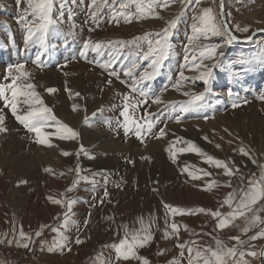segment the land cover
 Instances as JSON below:
<instances>
[{
	"label": "rangeland",
	"instance_id": "rangeland-1",
	"mask_svg": "<svg viewBox=\"0 0 264 264\" xmlns=\"http://www.w3.org/2000/svg\"><path fill=\"white\" fill-rule=\"evenodd\" d=\"M212 1L176 2L163 10L154 5L153 12L163 17L156 19L140 18L138 10L142 7L149 15L148 5L153 0H104L98 10L92 0H64L63 8L62 0H55L53 18L57 23L42 47L35 38V42L27 40V29L20 20L26 0L20 5L16 0H0V84L12 83L9 66L24 64L23 71L29 76L21 77L17 84H34V91L56 118L79 134L77 139L61 140L58 125L49 121L44 131L53 146L39 144L35 133L21 125L0 100V114L6 117L7 128L0 133V239L5 240L0 243V264H141L136 259L117 260L111 247L134 231L133 226L141 235L146 231L153 236L145 247L136 249L150 264H188V248H215L216 240L238 251L258 253L264 239L253 241L249 237L264 224L257 222L245 235L242 229L249 226L248 219L237 218L229 227L219 229L218 219L199 212L201 208L224 215L232 212L224 200L230 193L238 198L248 180L259 177L258 165L264 164V34L251 41V48L241 47L251 42L229 45L226 34L211 32L207 36L198 32L189 43L193 25L200 26L196 18L202 15V9L211 8L214 23L222 25L217 21L218 0L214 4ZM223 5L226 22L237 38L264 30V0H223ZM128 17L130 23L125 22ZM173 19L177 24L168 34L167 58L161 60L155 54L144 59L148 40L155 47L154 41L159 38L156 33L162 35ZM145 35L147 40L131 43ZM212 48L216 57L210 60L207 53ZM153 59L159 67L151 64ZM104 64L110 67H102ZM133 64L136 67L131 75H125ZM201 64L216 65L209 84L198 78L205 70L197 67ZM145 72L154 74L151 79H143ZM49 88L57 91L50 94ZM141 90L147 93V103L134 108L135 101L144 99ZM77 92L80 96L75 95ZM7 94L11 96L10 91ZM200 94L202 100L193 99ZM125 96L131 99L126 102ZM156 96L162 103H153ZM20 99L18 112L23 114L28 106L22 103L23 97ZM125 103L130 117L127 134L121 115ZM233 103L240 106L233 108ZM73 105H78L76 111ZM150 122L154 126L149 132ZM139 126L143 142L136 135ZM161 129L166 135L157 139ZM186 142L206 155L188 150L191 145ZM241 148L257 163L242 155ZM65 151L71 155L64 156ZM207 156L239 171L231 177L224 175L222 168L206 162ZM46 168L52 172H45ZM189 173L200 179H193ZM76 180L79 183L73 187ZM209 185L211 190H207ZM50 196L63 203L53 204ZM165 204L185 214L173 216ZM262 208L264 202L254 211L264 220ZM132 218L134 225L128 224ZM173 222L178 225V234L172 232ZM53 228L67 237L70 252L67 248L48 251L61 240ZM21 230L32 240H23ZM165 232L170 234L168 238ZM233 237L245 243L238 244ZM77 238L84 242L76 244ZM24 242L29 248L18 246ZM178 244L186 246L183 256ZM244 259L259 264L258 256L246 255Z\"/></svg>",
	"mask_w": 264,
	"mask_h": 264
},
{
	"label": "snow or ice",
	"instance_id": "snow-or-ice-1",
	"mask_svg": "<svg viewBox=\"0 0 264 264\" xmlns=\"http://www.w3.org/2000/svg\"><path fill=\"white\" fill-rule=\"evenodd\" d=\"M104 0H92L93 7H96L98 10V6L100 3H103ZM179 2L182 5H186L192 2V0H153V3H150L148 5L149 15H145L144 10L142 7H140L138 10L141 12L140 18H156V19H163V17L159 16L158 13L153 12V6L161 8L162 10L171 6V3ZM17 5H20L21 0H16ZM196 3L199 4L200 0H196ZM27 7L22 13L20 20L24 23L25 28L27 29V40L29 42H35L39 41L40 45L43 47L45 42V37L47 36L49 30L51 27L56 25L57 21L53 18V11L55 7V0H26ZM64 6V0L61 2V8ZM31 16V21L28 20V17ZM93 18L96 16V12L92 13ZM196 19L200 20V26L198 27L196 24L193 25V37L189 38V43H192L193 39L196 38L195 34L200 32L204 33L205 36H207L208 32H211L212 35H221L226 34L227 35V42L231 43L232 40L236 39L235 36H232L230 33H228L227 28L223 25L218 26L216 23H214L215 17L212 15V9L206 8L202 9V15L197 17ZM130 23L131 18H126V21ZM177 20L173 19L172 21L168 22V26L164 28L163 34L156 33V36L159 37L155 39L154 44L155 47H153V41L148 40L149 49L148 53L144 55V59H149L150 55L159 54L160 59H166L167 58V52L170 48V45L168 44V34L170 29H173L176 27ZM242 31L247 32V28L241 29ZM151 35V34H148ZM148 35H145L143 37H136L131 43H135L137 40H147ZM35 38V41L34 39ZM91 43V42H90ZM118 43H124L123 41H120ZM88 45H85V48H87ZM94 47L96 49L100 48V44H95ZM81 55H84L82 52ZM205 53L201 52V56H204ZM216 57V49L212 48L207 53L208 59H215ZM187 59V57H186ZM195 59V58H194ZM40 58L37 57V63L39 62ZM152 65H156L159 67V63L156 59H153L151 61ZM104 68L110 67V64H104L101 65ZM205 69L204 71H201L200 76L198 77L201 79L205 84H209L211 81V78L213 76V68L216 66L215 64L209 66V65H198L197 67H201ZM136 65L133 64L132 67L128 68L125 72V75H131L132 68H135ZM25 68V65L22 63H17L15 65H11L8 67L7 72L8 75L11 77L12 83L11 84H0V100H3L4 107L10 108L12 115L15 117V119L23 125L29 132L35 133V136L37 138L36 142L42 145H46L48 147H52L53 145L49 143L48 141V134L45 133V129L49 127V121H55L56 125H58L57 132L60 133L58 136L61 140H72L78 138V133L71 128L69 125L62 123L59 121L56 116L53 113L52 108L48 107L44 100L40 97V95L34 91L35 85L32 83H28L26 85H18L17 81L21 79V77L27 78L29 74L25 71H23ZM15 73H19V75H16ZM152 74H149L147 72L144 73L143 79H151ZM110 75L116 76L119 78L118 74L116 72H111ZM181 78H184V73H180ZM109 84H111V81H108ZM11 92V96L7 94L8 92ZM47 91L51 93H55L57 89L55 88H49ZM133 92L137 91V89L134 87L132 89ZM185 95H188V93H184ZM76 96H80V93H75ZM140 95L144 97L141 101H135L132 104V107H139L142 104L147 103V93H145L143 90L140 91ZM21 97H23L22 103L27 105V110L23 112V114H20L18 112V105L21 103ZM125 101H129L131 97L125 96ZM194 100H202L203 94L195 95L193 97ZM261 99H264V97H261ZM153 103H162L159 96H156L153 99ZM233 108L240 106L239 103H233ZM128 107L129 105L125 103L124 111L121 113L122 116L125 118V124H124V131L125 134L129 131V128L127 126L128 122L130 121V117L128 114ZM78 108V105H73V111H76ZM182 110H186L182 109ZM0 113H2V109H0ZM6 117L3 114H0V133L7 132V128L4 126ZM87 122V121H86ZM134 122V121H133ZM179 122V120H177ZM109 125L111 122H108ZM153 123H148L147 128L149 132L153 128ZM141 131L142 126L137 127L136 129V135L138 137H141ZM166 133L163 129L160 130L158 135L156 136L157 139L164 137ZM142 142L143 138L141 137ZM191 145L190 149L188 150H195L197 153L201 155H206L200 151L199 148L196 147L195 144L191 142H186ZM219 148L220 146L217 145ZM81 151H83V148H81ZM171 151V149H169ZM181 151H184L183 149ZM240 152L244 156H248L249 159H252L253 163H257V161L250 155L249 152L245 151L243 148L240 149ZM64 156H69L71 153L69 152H62ZM174 160V158H173ZM175 162V160H174ZM206 162L212 163L217 168H222L224 170V175H227L229 177L235 175L236 172H238V169H233L229 166L228 163L217 160L211 156H207ZM260 168V175L258 178L253 176L248 180V185L246 188L241 189L239 197H236V194L230 193L228 197L224 200V204L228 205L230 208L233 209L232 212L228 213L227 215L222 214L219 211H212V210H206V209H199V212L206 213L208 215H211L213 218L218 219V228L224 229L226 227H229L232 222L237 218H245L250 221V224L248 227H245L242 229L244 234L246 235L253 227L256 226L257 222L264 224V220H261V218L255 214V206L260 204L261 202H264V164L258 165ZM186 170V169H185ZM71 171V170H70ZM77 171H79L77 169ZM45 172H52L51 168H46ZM63 175V173H62ZM189 175L192 176L193 179H200L199 176H195L192 173H189ZM204 175H211V173L205 172ZM82 179H87L86 177H83ZM21 183H27V181H21ZM79 183V180H76L73 182V187ZM227 187H231L230 184L226 185ZM212 185L208 186L207 190H211ZM68 191H72V188H69ZM108 193L105 192V196H107ZM49 200L53 204H62L63 201L60 199H54L51 196L48 197ZM70 206V205H69ZM165 208H168L171 210V213L173 216L175 215H184L185 212L179 208H174L170 205L165 204ZM261 210H264L262 208ZM249 213H252L253 215L251 217L248 216ZM190 214V213H189ZM67 219H65L63 227H67ZM167 223V221H166ZM171 229L173 233L178 234V225L176 223H171ZM47 227V226H44ZM53 231L57 232L61 236V240L56 242L52 247H49L48 251L52 252L56 249L63 250L64 248H67V251H71L72 249L67 246V237L63 235L62 232H60L59 228H53ZM42 234L41 231H37L35 233L36 237H39ZM20 237L25 241H31L32 237L26 235L22 230L19 233ZM169 233L165 232V238L169 237ZM129 236L131 237L129 239ZM153 239V236L151 233L146 232L144 235H141L139 231H133L131 233H126L124 239L120 241L118 244H113L111 247L116 252V259L120 260L123 259L125 261L129 259H136L141 261V264H150V261L146 257L139 256L136 249L145 247L151 240ZM232 239H235L238 244H244L245 242L242 241L239 237H233ZM250 240H257V239H264V228H261V230L250 236ZM4 239H0V243H4ZM84 241L77 238L75 240L76 244H82ZM9 244H11V241H8ZM196 242H193L195 244ZM19 247H23L25 249L29 248V243H18ZM177 247H179L181 251V256L184 255V244H178ZM254 247V246H253ZM188 264H249L247 260L244 259V257L251 256H261L264 257V251H260L257 253L256 251H238L236 247H227L223 244L222 241L216 240V247L213 248L211 246L205 247L202 250L197 248H188ZM194 252V255H193ZM163 255V252L160 253ZM238 257V259H237ZM172 264H178L177 261H173Z\"/></svg>",
	"mask_w": 264,
	"mask_h": 264
},
{
	"label": "water",
	"instance_id": "water-1",
	"mask_svg": "<svg viewBox=\"0 0 264 264\" xmlns=\"http://www.w3.org/2000/svg\"><path fill=\"white\" fill-rule=\"evenodd\" d=\"M218 4H219V12H220V18H221V21H222V25H223L224 27L227 28L228 33H230L232 36H235V35L231 32V30H230V28H229V26H228V24H227V22H226V18H225V9H224V5H223V0H219V1H218ZM261 34H264V30L256 31V32H254L250 37L245 38V39H239V38H237V37L235 36L237 40H236V39H234V40H235V42L238 43V44L245 45V44L250 43L252 40L256 39L257 37H260L259 35H261ZM260 251H264V242H263V244L261 245V247H260L258 253H259ZM263 258H264V257H261V256L258 255V262H259V264H262V260H263Z\"/></svg>",
	"mask_w": 264,
	"mask_h": 264
},
{
	"label": "bare ground",
	"instance_id": "bare-ground-1",
	"mask_svg": "<svg viewBox=\"0 0 264 264\" xmlns=\"http://www.w3.org/2000/svg\"><path fill=\"white\" fill-rule=\"evenodd\" d=\"M217 1V0H216ZM219 1V0H218ZM213 2V4L215 3V0H213L212 1ZM217 21L219 22V23H221L222 24V22H220V17H217ZM227 38V37H226ZM227 40V39H226ZM237 40V39H236ZM262 40V39H261ZM230 44H238V43H236L235 42V40H232V42L231 43H229V45ZM246 45V44H245ZM241 47H246V48H251V47H254V44H252V42L250 43V44H248L247 46H241ZM138 168V167H137ZM139 169V168H138ZM2 170V169H1ZM153 170V169H152ZM139 172V171H138ZM146 177V176H145ZM130 178V177H129ZM127 179V178H126ZM135 179V178H134ZM128 180V179H127ZM129 181V180H128ZM135 181V180H134ZM133 181V182H134ZM130 182V181H129ZM132 184H134V183H132ZM138 188V187H137ZM122 195V194H121ZM150 196V195H149ZM148 196V197H149ZM146 197V196H145ZM146 204V203H145ZM148 210V209H147ZM150 211V210H149ZM102 212V211H101ZM150 213V212H149ZM122 215V214H121ZM135 216V215H134ZM129 217V216H128ZM155 217V216H154ZM126 218V217H125ZM103 219V218H102ZM120 219V218H119ZM124 219V218H123ZM130 219V218H129ZM155 219V218H154ZM133 220H135L134 218H132V221L131 220H129L130 221V223H128V224H133L134 225V222H133ZM159 219H156V221H158ZM124 221V220H123ZM137 222V221H136ZM127 225V224H126ZM128 226V225H127ZM152 226V225H151ZM133 229H134V231H138L137 229L135 230V226H133ZM147 230V229H146ZM133 232V231H132ZM156 232V231H155ZM130 233V232H129ZM262 264H264V258H263V260H262Z\"/></svg>",
	"mask_w": 264,
	"mask_h": 264
}]
</instances>
